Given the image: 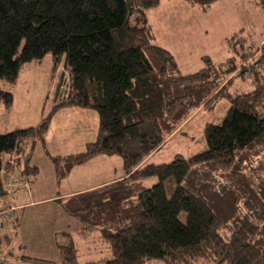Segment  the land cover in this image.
<instances>
[{
    "label": "trees",
    "instance_id": "obj_1",
    "mask_svg": "<svg viewBox=\"0 0 264 264\" xmlns=\"http://www.w3.org/2000/svg\"><path fill=\"white\" fill-rule=\"evenodd\" d=\"M189 1L205 6L215 0ZM259 1L264 9V0ZM159 4L0 0V79L16 83L24 65L41 62L48 53L54 68L64 57L70 77L67 96L38 125L0 133V198L8 194L3 171L18 169L27 179L40 173L38 166L22 163L21 156L27 146L44 142L56 111L95 109L96 141L82 152L52 157L58 180L104 154L121 157L128 181H158L134 195L98 198L76 212L84 231H97L109 244L110 256L80 263L73 245L59 244L60 264H264V202L246 201L251 213L239 212L242 195L264 182V49L251 90H228L237 76V60L249 57L238 50V41L229 44L233 55L226 62L216 64L205 56L201 70L182 74L174 55L154 43L147 10ZM221 96L230 107L221 124H206V150L168 163L143 164L195 109ZM13 98L11 91L0 89V106L10 108ZM234 218L235 230L227 238L225 220L235 223Z\"/></svg>",
    "mask_w": 264,
    "mask_h": 264
},
{
    "label": "rangeland",
    "instance_id": "obj_2",
    "mask_svg": "<svg viewBox=\"0 0 264 264\" xmlns=\"http://www.w3.org/2000/svg\"><path fill=\"white\" fill-rule=\"evenodd\" d=\"M147 19L154 33V43L169 50L174 55L182 74H189L201 70L204 67L203 57L205 56H209L216 64L226 62L233 55L229 49V44L233 43L236 45L238 41L239 45L236 46L238 50L249 57L243 61L240 59L237 60L238 69L233 74L237 76L233 78L228 90L232 93L241 90H251L253 88L251 83L253 71L259 68V63H256L261 59L264 49V45L261 43L262 40L264 41V9L259 0H215L212 4L205 6L192 3L189 0H160V4L156 8L147 11ZM257 45L259 49L251 47H256ZM261 68H264V65ZM23 69L18 81L14 84L0 79V89L11 91L14 96L12 108L10 107L11 109L6 108L4 105L0 106V132L2 133L37 125L41 119L38 113H41L45 97H47L45 110L49 112L69 92L70 77L64 65V57L61 58L57 67L54 68L52 54L48 53L41 62L26 64L23 66ZM240 72L243 73L240 75ZM59 93L63 95L58 99L57 94ZM21 97H24V101H20ZM21 102H25V104L23 106H17ZM39 107L40 110L38 111ZM229 107L230 102L228 98L221 96L215 101L195 109L191 116L176 130V135L168 143H164L160 148L156 149L159 150L164 147L152 158L151 162L154 164L168 163L179 155L187 158L190 156L189 154L193 155L206 150L207 145L204 136L206 124H221L227 115ZM88 111L90 112L84 115L90 121L89 126L85 133L79 137L72 135L73 132L69 134L66 132L64 136L56 137L55 135L59 134V130L56 127L57 120H55L52 124L53 127H51L53 131L50 130L47 136L44 135V141L45 139L51 138V143H53V148L49 150V153H52L54 150L71 152L70 149H77L79 147L77 144L81 143L79 140L89 137L91 133L92 135L95 134L94 141H96L99 130V113L95 109H88ZM73 141L74 144H72ZM37 143L34 159L38 162L41 168L40 176L43 177L39 182L48 185L53 176L50 165L46 162L49 158H46V156H49V153L46 155L44 151L40 150L42 149L41 143L43 142L38 141ZM152 153L145 158L143 164H148L146 161ZM3 158L6 160L9 156L5 155ZM118 158L121 159L120 157ZM76 173L74 172L67 180L68 186L65 190L72 191L81 186L79 184L81 181L76 176ZM17 176L25 180L20 182L17 187H7L9 191L8 203L13 202L12 195L15 193L23 194L26 200H31L28 194L22 192L25 189L23 187L29 188L27 178L20 173ZM2 178L6 184V179L8 178L6 171H3ZM150 179H156L158 181L154 177L139 180L141 181L139 184L130 186L134 191L132 194L134 195L151 187L154 183H148ZM143 180L146 181V185L141 184L145 183V181L142 182ZM188 184L185 183V186H188ZM116 187L118 189L123 186ZM127 187L129 188V186ZM172 188L173 185L169 183L168 191L171 192ZM52 189L53 191L50 194L64 192L60 191L59 188ZM49 190L43 194L48 195ZM104 190L109 189L102 188L96 192L81 193L80 195L72 197L69 196L67 199L61 201H52L44 205L36 206L35 211L31 210L30 212L27 210L23 216L22 226H25V224H29L30 226L35 225L44 234L41 240L40 237L36 238L31 233L27 241V255L30 257L35 256L34 258L49 259L55 264H60L58 249L56 248V253L50 250L51 247L53 249L54 246L52 243H55V240L49 231L53 232L55 228L59 230L63 227L69 228L68 226L70 224V228L77 231L76 226L79 225V221L73 216H68L67 208H82L88 206L95 198L102 196ZM122 190H114V192H123ZM260 200L264 202V182L253 186L250 195H242L240 201L241 209L239 212L244 216L247 213H251L247 209L250 208L249 205L246 207L245 202H258ZM253 206L251 204V207ZM256 208L259 209V207ZM236 212L234 211L233 215H236ZM22 213V209L14 211L9 221L17 223L18 218L21 221ZM180 217L183 221L187 219V215L184 212L180 214ZM234 219L235 223L230 219L225 220L224 225H226L225 233L227 238H230L232 232L235 230L238 218ZM240 225L241 223L237 226ZM227 226L234 228H228ZM81 234L83 235L85 233L81 232ZM81 234L79 236L78 232L76 237L63 238V244L73 245L75 247L80 263L99 259L101 258L100 256L107 258L108 255L110 256L109 244L106 241H102L100 233H88L87 241H81L79 239V237L81 238ZM14 250L12 249L13 252ZM198 263L200 262H189V264ZM20 264L43 263L26 260ZM148 264L169 263L165 261H153Z\"/></svg>",
    "mask_w": 264,
    "mask_h": 264
},
{
    "label": "crops",
    "instance_id": "obj_3",
    "mask_svg": "<svg viewBox=\"0 0 264 264\" xmlns=\"http://www.w3.org/2000/svg\"><path fill=\"white\" fill-rule=\"evenodd\" d=\"M30 64H32V63H30ZM22 70H24V69L22 68L21 71ZM24 94H26V93H24ZM25 96H27V95H25ZM20 101H24V97H21ZM46 102H47V97H45L44 106L43 107L41 106L42 107L41 113L40 112L38 113V115H40L41 119L45 114L48 113L45 110V105H47ZM24 104H25V102H21V103L17 104V106H23ZM10 109H8V110H10ZM39 110H40V107L38 108V111ZM87 112H90V111H88V109H83V108H78V107H65V108L59 109L54 114L52 121H51V125H50V127H49V129L45 135L47 136V133L50 132V130L53 131V129L51 128V127H53L52 124L55 122V120H57L56 127L59 130V134H56L55 135L56 137L57 136H64L66 132H68V134L70 132H73L72 135H75L77 137L82 136L85 133L86 129L88 128L89 122H90L88 120V118L86 117V115H84ZM41 119H40V121H41ZM39 123L40 122H38V124ZM0 133H2V132H0ZM176 133H177V131L175 133H173L167 139L166 143H168L169 140H171V138H173L176 135ZM94 139H95V134L92 135V133H91V135H89V137H87V138L85 137L82 140H79L81 143H77L79 145V147H77V149L72 148V149H70L71 152H67L65 150H63V151L54 150L52 153H49V150H52V148H53V146H52L53 143H51V138L45 139L44 142L41 141L43 143H41L42 149H40V150L44 151V154H46V155L49 153L48 154L49 156H46V158L49 157L46 162L49 163L50 168H51L52 173H53L52 179L49 181L48 185L41 184L39 182V180H41L43 177L40 176L41 168H40L38 162L34 159V155H35V152L37 150L38 143L34 144L33 146H31V145L27 146L25 152L21 156V162L23 163L25 160H27L31 164L38 166L40 169V173L33 179H31V178L27 179L28 184H29V188L23 187L25 189H23L22 192L25 194H28V197L29 198L31 197V200H26L23 194H17V193L12 195V198H13L12 203H8V200H9L8 194H7V196L0 198V206H7V207L13 206V207H15V211L16 210L18 211L20 209H22V211H23L21 221H20V218H18L17 223L16 222L12 223V221L0 222V257L5 258L4 264H6V263L7 264H12V263L20 264L21 262L28 260V259H24L23 256L24 255L28 256L26 253L27 241H28V238L31 235V233L36 238L40 237L42 240V237L44 234H43L42 230L39 229V227H36L35 225L30 226L29 224H25V226H22L23 216L25 215L27 210L30 212H31V210L35 211L36 206L44 205V204L52 202V201H54V202L55 201H61L63 199H67V197H69V196L72 197L75 195H80L81 193L86 194L88 192H96L102 188H106L109 190H106V191L104 190L103 195L95 198L94 200L101 198V197L116 198L117 196L123 197V196L133 195L132 193H134V191H133L132 187H130V186L131 185L134 186L135 184H139V182H141V181H136V183H135V182H130L127 180V175H126L124 167H123V161H122V159H119L118 158L119 156H117V155H104V154L103 155H97V156L91 158L89 161H87L84 164L74 166L65 178H63L62 180H58L57 175H56V170H55V167H54V164L52 161V157L53 156H67L70 154L82 152L85 149L86 144L94 141ZM46 141H47V143H46ZM72 144H74V141L72 142ZM163 148L154 151L152 153V155L147 159L146 163H148V164L153 163V162H151L152 158L158 152H160ZM14 161L17 162L16 160H14ZM74 172H77L76 176H78V179L81 181V183H79L81 186L75 188L72 191L65 190V188L68 186L67 180L70 178V176H72V174ZM18 173H19L18 169H15L13 171H7V177L9 178L11 175H16ZM8 178L6 179V182H7ZM144 181L145 180H143L142 182H144ZM156 182H157L156 179H150L148 181V183H156ZM141 184L146 185L147 183L145 181V183H141ZM116 186H123V187L116 189L117 188ZM127 186H129V188ZM52 188H54V189L59 188L60 191H64V192H58L56 190L58 192V194H50L53 191ZM119 189H123L122 190L123 192H120V191H118L117 193L114 192V190H119ZM48 190H49L48 195L43 194V193H46V191H48ZM94 200H93V202H94ZM90 205H88V206H90ZM88 206H84L82 208H67L68 209L67 210L68 216H70V217L73 216L79 221V225L76 226L78 229L77 231H74L70 228L71 224L68 226L69 228L63 227L61 230L55 228V229H53L54 230L53 232L49 231V233L51 234V236L54 237V240H55V243H52L54 247H53V249L51 247L50 250L52 252L56 253V250L58 249L60 259H61V254H60L59 244H63V238L66 239V238H70L72 236L76 237L78 232H79V236H80L81 232H83L85 234H83V235L81 234V238L79 237V239L81 241H84V240L87 241L88 233H93V232L84 231L82 229L81 221L75 216L76 212H78V211H80V210H82ZM94 233L99 234L97 231H94ZM5 236H8L9 239H6ZM55 246H57V247H55ZM12 249H15L14 252L12 251ZM28 257H30V256H28ZM34 257H30V258L35 259L34 261H36V259H37L36 262H38V263L49 264L47 262H41L38 260L52 261V260L45 259V258H34ZM1 263H3V262L0 261V264ZM60 263H61V261H60Z\"/></svg>",
    "mask_w": 264,
    "mask_h": 264
},
{
    "label": "built area",
    "instance_id": "obj_4",
    "mask_svg": "<svg viewBox=\"0 0 264 264\" xmlns=\"http://www.w3.org/2000/svg\"><path fill=\"white\" fill-rule=\"evenodd\" d=\"M24 180L25 179H23L22 177H18L17 174L11 175L7 180L6 187H8V188L17 187L19 185V183L24 181ZM14 211H15V207H13V206L0 207V222L9 221L11 219V217L13 216ZM0 261L3 262L1 264H4L5 258L0 257Z\"/></svg>",
    "mask_w": 264,
    "mask_h": 264
}]
</instances>
